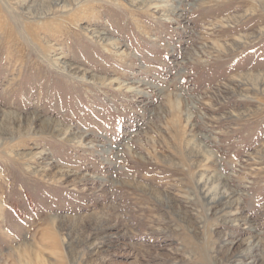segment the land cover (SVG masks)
<instances>
[{"label":"rangeland","instance_id":"obj_1","mask_svg":"<svg viewBox=\"0 0 264 264\" xmlns=\"http://www.w3.org/2000/svg\"><path fill=\"white\" fill-rule=\"evenodd\" d=\"M52 1L0 0V264H264L261 1Z\"/></svg>","mask_w":264,"mask_h":264},{"label":"bare ground","instance_id":"obj_2","mask_svg":"<svg viewBox=\"0 0 264 264\" xmlns=\"http://www.w3.org/2000/svg\"><path fill=\"white\" fill-rule=\"evenodd\" d=\"M54 1V0H53ZM52 1V2H53ZM58 1H61V0H55V2L54 3H56L57 2V4H58ZM261 1V3L264 5V0H260ZM40 5V4H39ZM41 6H44V5H41ZM51 8L52 7H43L42 9H40V10H38V11H36V15H43V14H45V13H48L50 10H51ZM241 37V36H240ZM243 38V37H242ZM241 38V39H242ZM257 79V78H256ZM257 81H259L258 79L256 80V81H254V82H256L258 85H259V83L257 82ZM261 81V80H260ZM264 88V87H263ZM220 187V186H219ZM218 186H211V188L208 190V193L209 192H212L213 193V191H216L217 192V190H218V188H219ZM223 190V189H222ZM226 194V193H225ZM56 246V245H55ZM38 259H40V260H38L39 261V263H42V264H44V260L42 261V259L41 258H38ZM22 260V259H21ZM59 260V259H58Z\"/></svg>","mask_w":264,"mask_h":264}]
</instances>
